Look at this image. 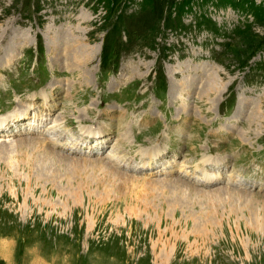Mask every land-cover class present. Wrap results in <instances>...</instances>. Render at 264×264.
Returning <instances> with one entry per match:
<instances>
[{"label": "rangeland", "instance_id": "obj_1", "mask_svg": "<svg viewBox=\"0 0 264 264\" xmlns=\"http://www.w3.org/2000/svg\"><path fill=\"white\" fill-rule=\"evenodd\" d=\"M142 1L0 0V264H264V20Z\"/></svg>", "mask_w": 264, "mask_h": 264}, {"label": "trees", "instance_id": "obj_2", "mask_svg": "<svg viewBox=\"0 0 264 264\" xmlns=\"http://www.w3.org/2000/svg\"><path fill=\"white\" fill-rule=\"evenodd\" d=\"M100 1L104 2V4L107 3L108 5H113L115 1H119V0H100ZM190 1L192 2V0H190ZM190 1H186V2H183V3H180V4L179 3L178 4L176 3L175 6L178 9L179 14L183 13L186 10V8L191 3ZM221 1H223V0H221ZM226 1L229 2L230 4H232L231 3V0H226ZM240 1L241 0H238V2H240ZM242 1H245L246 2V5H248V4H251L252 5V8L254 9L252 11V13H254L256 15V18L258 20H264V6H262V5L259 6L258 5V6L253 7L254 4L256 5L255 0H242ZM142 2H143L142 4L144 6L153 7L154 0H145V1H142ZM263 2H264V0H263ZM235 7L238 8V3L235 5ZM108 10H109L108 12H110L112 14V10L111 9H108ZM110 13H109V15H110ZM171 17H172V13L170 12L169 13V16H168V20L169 21L167 20V26H171L172 25V19H171ZM161 19H162V16H161ZM203 19H204V17H203ZM207 22H208V24H211V25L213 24L212 22H209V21H207ZM207 22L205 21L202 24L207 23ZM182 26H179V27H182ZM249 27H250V25H247V28H249ZM156 28H158V26L155 27L154 29L156 30ZM105 30L107 32H109V34H108V36H107V38L105 40V43H104V54H105L104 62H103V69L104 70L108 67V63H109V60H110L108 58L110 56H112L113 51H115L114 50L115 46H114L113 43L115 42L116 39H118V36L117 35L119 34V32H122L125 29L119 27V24H116V28H114L113 31H111L110 27L106 28ZM115 33H117V34H115ZM121 48L122 47L119 46V44H118L117 50H119V52H121V50H122Z\"/></svg>", "mask_w": 264, "mask_h": 264}, {"label": "bare ground", "instance_id": "obj_3", "mask_svg": "<svg viewBox=\"0 0 264 264\" xmlns=\"http://www.w3.org/2000/svg\"><path fill=\"white\" fill-rule=\"evenodd\" d=\"M85 18L86 19H88V17H83V21H87V20H85ZM7 28V27H6ZM9 30V29H8ZM48 30V29H47ZM58 35V34H57ZM70 35V34H69ZM1 36V35H0ZM60 37V39H61V35H58V38ZM63 37H65V36H63ZM68 37V36H67ZM55 38H57V36L55 37ZM71 39V38H70ZM72 39H74V37L72 38ZM79 38H75L74 40H71V41H74V42H76V43H73L72 42V44H71V47H72V51H71V57L73 56V55H76L77 54V47L79 48V40H78ZM80 40H81V38H80ZM70 40H64V41H60L61 42V51L62 52H64V48L62 47V45H63V43L65 44V45H68L70 42H71ZM59 42V41H58ZM58 42H56L55 41V44H57ZM77 42H78V44H77ZM83 47V46H82ZM58 48V47H57ZM74 49H75V51H74ZM100 51V50H99ZM99 51H98V53H99ZM68 52H66V54H67ZM97 53V54H98ZM87 54H89V53H87ZM92 54V53H91ZM61 55H63V54H61ZM77 56V55H76ZM70 57V56H69ZM90 57V56H89ZM90 59V58H89ZM175 70V69H174ZM172 73H173V71H172ZM218 89H220V90H223V89H225L224 88V85H223V83H221L219 86H218ZM219 90V91H220ZM216 91V90H215ZM220 94V93H219ZM58 108V107H57ZM51 110V112H52V109H50ZM53 111H55V109L53 110ZM44 116V115H43ZM37 117V116H36ZM50 117V116H49ZM250 118V117H249ZM259 118H261V117H259ZM18 119H22V120H24V119H27V116L26 115H22L21 117L19 116L18 117ZM47 119V118H46ZM41 120V119H40ZM259 120H261V119H259ZM256 121V120H255ZM263 122V121H262ZM52 127V126H51ZM50 127V128H51ZM55 128V127H54ZM4 129V128H3ZM52 130H55V129H53V128H51ZM88 129V128H87ZM250 130V129H249ZM6 131H8V130H6ZM56 131V130H55ZM86 131V130H85ZM53 132V131H52ZM90 132V131H89ZM1 133V132H0ZM96 133V132H95ZM91 134V133H90ZM94 134V133H93ZM97 134V133H96ZM92 135V134H91ZM107 135H105L104 133L102 134V136L101 137H106ZM101 137H98V138H101ZM95 139H97V138H95ZM37 142V141H36ZM40 142V141H39ZM28 144V143H27ZM55 144V143H54ZM63 144V143H62ZM79 144V143H78ZM31 145V144H30ZM81 145V144H80ZM20 146V145H19ZM65 146V145H64ZM79 147V146H78ZM26 148H27V145H26ZM65 149V148H64ZM90 152V151H89ZM83 162V161H82ZM85 162V161H84ZM86 164V163H85ZM94 165V170H100V167H99V163L98 164H93ZM103 165V164H102ZM107 169H108V167H107ZM100 171H104V172H108L107 170H104L103 169V167H102V169L100 170ZM110 171V170H109ZM110 173H112V172H110ZM208 177V176H207ZM176 184H180V185H182V184H184V183H182V182H176ZM184 185H186V184H184ZM187 187H188V185H186ZM229 192H232V191H229ZM234 193H236V194H239V195H242V196H248L249 198H252V199H255V200H257V202H260V203H263L264 204V196H260V195H253V194H249V193H243V192H234Z\"/></svg>", "mask_w": 264, "mask_h": 264}]
</instances>
